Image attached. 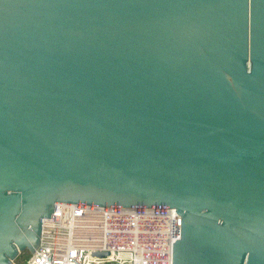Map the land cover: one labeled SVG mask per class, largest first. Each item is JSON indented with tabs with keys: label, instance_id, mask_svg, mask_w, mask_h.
Segmentation results:
<instances>
[{
	"label": "water",
	"instance_id": "95a60500",
	"mask_svg": "<svg viewBox=\"0 0 264 264\" xmlns=\"http://www.w3.org/2000/svg\"><path fill=\"white\" fill-rule=\"evenodd\" d=\"M56 202L172 207L171 264H264V0H0V264Z\"/></svg>",
	"mask_w": 264,
	"mask_h": 264
},
{
	"label": "built area",
	"instance_id": "2783aa9c",
	"mask_svg": "<svg viewBox=\"0 0 264 264\" xmlns=\"http://www.w3.org/2000/svg\"><path fill=\"white\" fill-rule=\"evenodd\" d=\"M179 236L180 214L172 207L56 202L23 264H171Z\"/></svg>",
	"mask_w": 264,
	"mask_h": 264
},
{
	"label": "rangeland",
	"instance_id": "374dc122",
	"mask_svg": "<svg viewBox=\"0 0 264 264\" xmlns=\"http://www.w3.org/2000/svg\"><path fill=\"white\" fill-rule=\"evenodd\" d=\"M30 251L26 248L20 251L13 260V263L23 264L30 256Z\"/></svg>",
	"mask_w": 264,
	"mask_h": 264
},
{
	"label": "bare ground",
	"instance_id": "6f19581e",
	"mask_svg": "<svg viewBox=\"0 0 264 264\" xmlns=\"http://www.w3.org/2000/svg\"><path fill=\"white\" fill-rule=\"evenodd\" d=\"M104 255H106V254H104ZM104 255H100V256H104Z\"/></svg>",
	"mask_w": 264,
	"mask_h": 264
}]
</instances>
